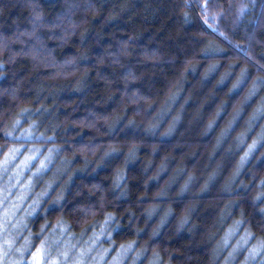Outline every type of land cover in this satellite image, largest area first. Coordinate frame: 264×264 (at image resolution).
Instances as JSON below:
<instances>
[{
    "label": "trees",
    "instance_id": "trees-1",
    "mask_svg": "<svg viewBox=\"0 0 264 264\" xmlns=\"http://www.w3.org/2000/svg\"><path fill=\"white\" fill-rule=\"evenodd\" d=\"M202 4L0 0V163L40 120L47 179L65 166L34 248L60 221L108 223L123 264H222L238 221L264 240V0Z\"/></svg>",
    "mask_w": 264,
    "mask_h": 264
},
{
    "label": "rangeland",
    "instance_id": "rangeland-1",
    "mask_svg": "<svg viewBox=\"0 0 264 264\" xmlns=\"http://www.w3.org/2000/svg\"><path fill=\"white\" fill-rule=\"evenodd\" d=\"M21 123L14 124L8 136L24 143L9 149L0 163V264H44L45 260L48 264H123L135 245L123 246L111 256L114 243L108 223L88 237L72 234L67 223L60 221L52 229L43 227L42 241L33 247L38 233L30 229L31 220L65 166L56 169L47 179L57 155L52 148L44 153L49 146L43 142L48 140L45 136L36 134L40 120L24 130L20 129ZM34 139L41 142L25 143ZM43 154L48 156L39 160ZM241 226L238 221L226 232L219 242L216 257L221 258L227 251L222 264H237L241 255L244 258L238 264H264V240L252 242V232H244ZM45 250L47 255L43 254ZM141 260L142 256L138 255L132 264H139Z\"/></svg>",
    "mask_w": 264,
    "mask_h": 264
},
{
    "label": "snow or ice",
    "instance_id": "snow-or-ice-1",
    "mask_svg": "<svg viewBox=\"0 0 264 264\" xmlns=\"http://www.w3.org/2000/svg\"><path fill=\"white\" fill-rule=\"evenodd\" d=\"M208 5H209V0H203V4H202V6L200 8V10H201L202 13H205L206 14L208 12V10H209ZM188 6L189 5H187V4L184 5V7H188ZM185 18H187V16ZM205 23L206 24L208 23V18H207L206 15H205ZM257 199L258 200H261L262 202H264V192H262L261 195L257 197ZM43 254L44 255H47L46 250H45V252ZM33 259L36 260V254H33ZM44 264H48V261L45 260Z\"/></svg>",
    "mask_w": 264,
    "mask_h": 264
}]
</instances>
